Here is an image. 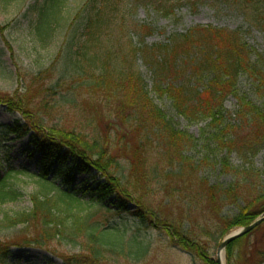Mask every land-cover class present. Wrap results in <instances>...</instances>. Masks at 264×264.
Masks as SVG:
<instances>
[{
    "label": "trees",
    "instance_id": "1",
    "mask_svg": "<svg viewBox=\"0 0 264 264\" xmlns=\"http://www.w3.org/2000/svg\"><path fill=\"white\" fill-rule=\"evenodd\" d=\"M182 1L151 0L150 6L168 17ZM239 1L246 6L248 21L264 35V0ZM67 2L20 0L19 15L30 18L29 33L42 47L56 29H67L65 55L57 62L61 87L70 80L77 89L83 86L89 96L104 94L106 99L120 100L117 112L128 114L127 123L138 124L139 136L125 171L95 138L88 140L74 130L46 125L29 109L28 95L21 96L17 90L0 95V105L21 115L9 125H0V134L28 137L29 156H37L38 168L36 173L5 169L0 174V206L25 195L30 202V208L4 212L0 217V264H21L13 257L14 249L44 250L62 264H149L150 245L138 237L149 230L156 231L168 248L187 254L194 262L217 264L210 243L218 248L231 230L247 227L264 215L262 173L253 167V159L264 150V52L252 50L239 30L195 26L171 33L160 43L148 45L142 39L125 54L115 40H108L109 32L122 25L117 17L121 0H84L71 17L63 13ZM10 27L0 25V38L7 48L5 33ZM140 27L141 32L149 31L147 26ZM138 59L151 75L150 88L134 69ZM95 62L100 63L98 67ZM50 73L52 69L40 75ZM242 76L257 83L255 107L235 94ZM151 93L169 100L173 111L190 122H208L210 131L197 140L176 129L151 100ZM44 95L51 101L41 103L40 110H57L55 92L48 88ZM230 95L237 99L233 113L224 108ZM200 141L206 155L195 159L189 153ZM211 156L225 174L236 175L229 187L210 185L201 176ZM232 156L239 160L238 167L232 164ZM17 175L34 178L40 183L38 190L23 193L26 190L17 186ZM76 176L98 178L94 185L78 190L88 196L86 202L75 197ZM50 178L60 179L61 184L55 185ZM255 188L259 189L254 196ZM200 197L212 211L240 202L242 206L236 215L222 218L213 231L200 228L197 234L194 226L171 210L176 204L187 207L184 200ZM130 203L137 206L133 212L128 209ZM100 212L137 228L127 237L125 227L111 225L98 216ZM249 234L227 245V259ZM59 247L74 252H58Z\"/></svg>",
    "mask_w": 264,
    "mask_h": 264
},
{
    "label": "rangeland",
    "instance_id": "2",
    "mask_svg": "<svg viewBox=\"0 0 264 264\" xmlns=\"http://www.w3.org/2000/svg\"><path fill=\"white\" fill-rule=\"evenodd\" d=\"M83 1L68 0L63 12L64 15L66 17L73 16ZM150 4L151 0H121L120 12L117 17L118 21L121 20L122 25L109 32L108 40H115L123 53L127 54L131 46L142 39L148 45L160 43L165 41L171 33H182L195 26L239 30L252 50L257 54L264 52V35L259 27L253 26L248 21L247 11L244 9L246 6L242 1L184 0L176 5L168 17L154 11ZM19 5L20 0H0V25L11 24L10 29L5 33V38L9 42V49L4 45L2 37L0 38V95L12 94L15 90L21 96L28 95L29 109L35 116H39L46 125H56L67 130H74L84 135L88 140L95 138L104 148H107L108 155L111 158H116L126 171L129 167L128 160L133 158V145L139 136L136 130L138 124L125 121L128 114L117 112L120 100L113 96L109 99H106L104 94L89 96V92L82 85L81 88L77 89V84H73L70 80L62 83L61 87L57 78L59 68L57 62L61 63L65 55L63 49L65 50L64 41L67 40L65 37V35L67 36V29L63 27L56 29L49 43L42 47L29 33L27 26L30 18L24 19L22 15H19ZM140 26H147L149 31L141 32L142 27ZM128 59L130 60V56ZM252 60H254V56ZM94 64L98 67L100 63L95 62ZM133 66L150 88L151 75L144 61L138 59ZM48 69H52L53 73L41 77L40 73L48 71ZM93 72L98 73L94 69ZM32 75L34 77L30 79ZM256 85L255 79L242 76L238 80L235 94L245 99L246 102L252 103L250 106L254 105L253 107H255L257 101ZM48 88L55 92L53 104H57L59 108L46 113L40 110L39 105L51 101H47L49 99L44 95L48 92ZM150 98L171 119L176 129L187 132L194 139L201 140L203 133L206 132L207 134L210 131L206 129L208 122H190L177 115L171 108L170 101L166 98L159 99L153 93L150 94ZM224 108L229 113L237 110V99L234 95L226 98ZM226 117L225 121H229V116ZM17 119H21L19 113H10L5 106L0 105V125H9ZM202 143L203 141H200L199 146L189 153L195 159H200L206 155L202 149ZM30 150L28 137L17 139L13 135L2 136L0 134V174L5 169L36 173L38 171L37 156L31 158L29 156ZM210 160L201 171V176L210 185L227 188L235 182L236 175L225 174L220 166L215 165L212 156ZM231 162L235 167L240 165L235 156L231 157ZM253 167L261 171L260 182L264 187V150L253 159ZM16 178L18 180L17 186L26 190L23 193L30 194L38 190L40 183L35 182L34 178L24 175H17ZM97 179L88 176H76L73 190L78 191L81 188L90 187L95 184ZM51 180L55 185L61 184L60 179ZM255 189V193H252L254 196L259 188ZM54 192V190L51 191V194ZM75 197L81 202H86L88 199V196L81 194L80 191L75 193ZM156 201L158 200L155 199L154 202L156 203ZM184 201V205L189 207L191 211H188L187 207L182 208L181 205L176 204L171 210L172 214L183 220L185 224L194 226L197 234H200V228L213 231L216 225L220 224L222 218L236 215L239 207L242 206L240 202L237 205H225L220 210L212 211L207 204L202 202L201 197L198 201L193 198L190 201ZM136 207L135 203H130L128 209L133 212ZM28 208H30V202L25 195L15 203L0 206V217L4 212ZM98 216H103V219L111 225L125 227L128 232L127 237L131 236L137 228V226L121 223L110 215L104 217L101 212L98 213ZM238 230L233 229L227 235ZM138 235L139 240L150 245L152 253L149 264H199L187 254L168 248L160 241L154 230L141 231ZM210 247L213 259L216 261L218 248L213 247L211 243ZM57 250L67 254L74 252L65 247H59ZM222 255V264H257L258 262L264 264V260H262L264 257V221L247 237L238 242L230 259H227L225 251L222 252ZM13 257L20 259L21 264H62L59 258L44 250L14 249Z\"/></svg>",
    "mask_w": 264,
    "mask_h": 264
},
{
    "label": "water",
    "instance_id": "3",
    "mask_svg": "<svg viewBox=\"0 0 264 264\" xmlns=\"http://www.w3.org/2000/svg\"><path fill=\"white\" fill-rule=\"evenodd\" d=\"M264 221V216H262L261 218H258L256 221H254L252 224H250L247 227L244 228H240L237 232L228 235L223 241L222 243L218 246V250H217V264H222V262L220 261V254L225 250V248L227 247V245L229 243H231L232 241L241 238L247 234H249L250 232H252L256 227H258L262 222Z\"/></svg>",
    "mask_w": 264,
    "mask_h": 264
},
{
    "label": "bare ground",
    "instance_id": "4",
    "mask_svg": "<svg viewBox=\"0 0 264 264\" xmlns=\"http://www.w3.org/2000/svg\"><path fill=\"white\" fill-rule=\"evenodd\" d=\"M220 261L223 263V255H222V253L220 254Z\"/></svg>",
    "mask_w": 264,
    "mask_h": 264
}]
</instances>
